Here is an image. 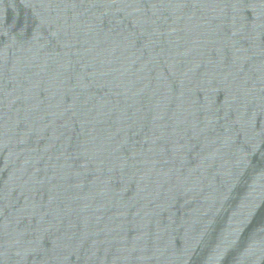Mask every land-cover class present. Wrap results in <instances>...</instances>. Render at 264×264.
<instances>
[{
	"label": "water",
	"instance_id": "obj_1",
	"mask_svg": "<svg viewBox=\"0 0 264 264\" xmlns=\"http://www.w3.org/2000/svg\"><path fill=\"white\" fill-rule=\"evenodd\" d=\"M0 264H264V0H0Z\"/></svg>",
	"mask_w": 264,
	"mask_h": 264
}]
</instances>
